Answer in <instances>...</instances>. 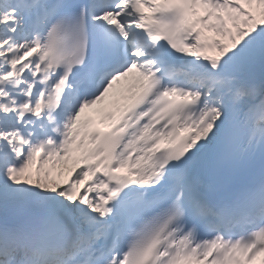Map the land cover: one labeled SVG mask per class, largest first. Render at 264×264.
I'll list each match as a JSON object with an SVG mask.
<instances>
[{
	"label": "snow or ice",
	"instance_id": "6c2138e0",
	"mask_svg": "<svg viewBox=\"0 0 264 264\" xmlns=\"http://www.w3.org/2000/svg\"><path fill=\"white\" fill-rule=\"evenodd\" d=\"M0 264H264V0H0Z\"/></svg>",
	"mask_w": 264,
	"mask_h": 264
},
{
	"label": "bare ground",
	"instance_id": "6f19581e",
	"mask_svg": "<svg viewBox=\"0 0 264 264\" xmlns=\"http://www.w3.org/2000/svg\"><path fill=\"white\" fill-rule=\"evenodd\" d=\"M88 112L95 114L94 110L90 109Z\"/></svg>",
	"mask_w": 264,
	"mask_h": 264
}]
</instances>
